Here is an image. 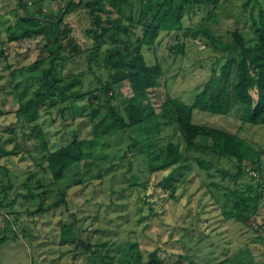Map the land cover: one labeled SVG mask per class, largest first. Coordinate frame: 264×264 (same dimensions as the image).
<instances>
[{"label":"rangeland","instance_id":"374dc122","mask_svg":"<svg viewBox=\"0 0 264 264\" xmlns=\"http://www.w3.org/2000/svg\"><path fill=\"white\" fill-rule=\"evenodd\" d=\"M19 1L23 0H0V142L3 141L8 150L14 143L21 149L18 154L0 160V169L9 167L8 173L14 183L6 198H0V238H3L0 264H138L154 249L170 264H261L264 261V127L235 117L194 111V123L224 129L256 148L261 155V172L254 176L248 173L234 183L221 179L218 174L208 179L194 166L185 189H178L177 199L169 200L157 185L161 175L149 173L146 157L142 154L149 138L156 141V151L163 142L158 136L150 137L152 134L146 138L143 127L89 139L92 123L85 116L88 113V97L85 96L76 100L73 118L65 111V117H61L55 106L38 116L37 123L45 132L50 149L62 144L65 138H71L73 129L79 138L85 139L86 159L66 170L62 179L51 178L45 163L38 158L40 154L33 152L38 142L33 137L32 124L19 121L14 112L18 102L13 100L12 92L21 89L26 79L21 67L39 59L42 46L39 38L18 40L23 29L36 24L22 21L24 10ZM26 1L31 18L36 19L39 10L55 13L68 0ZM136 1L130 0L132 6ZM255 2L264 11V0H220L215 11L217 21H212L208 27L220 39L229 41L230 32L238 23L236 28L243 34L246 44L251 45L254 35L249 13L257 15ZM237 14L243 16L237 19ZM111 15L117 16V13ZM72 23L76 26V34L90 46L83 34V28L89 26L87 16L76 13L72 15ZM178 41L183 43L181 53L173 49ZM207 43L203 37L196 41L183 37L180 31H162L154 46L145 48L147 64L154 62L152 53L161 62L163 89L170 97L189 101L201 88L217 91L221 87L222 81L212 70L219 53L205 46ZM100 50L108 54L115 48L105 44ZM89 59L84 53L67 61L60 71L64 82H71V89L91 93L93 106L104 112L106 96L101 92L100 83L105 74ZM29 83L31 94L36 83ZM118 88L122 98L129 95L126 82H121ZM173 133V141L180 142L177 132ZM130 138L137 141L138 147L133 148ZM140 143L144 144L143 149ZM28 149H31L30 155L26 154ZM29 174L32 178L27 189L25 177ZM210 181L260 195L253 228L224 217L220 195L226 188L211 191L207 186ZM29 192L30 198L19 199L16 194ZM61 196L65 203L60 202L44 213L35 212ZM12 197L18 200L11 207H3ZM149 203H153L152 212ZM196 211H200L199 219L194 218ZM4 217L7 225L1 223ZM193 218L195 220H191ZM69 223L75 224V242L62 245L60 226ZM81 241L89 244L94 254L83 253ZM102 243L105 244L98 246Z\"/></svg>","mask_w":264,"mask_h":264},{"label":"trees","instance_id":"16d2710c","mask_svg":"<svg viewBox=\"0 0 264 264\" xmlns=\"http://www.w3.org/2000/svg\"><path fill=\"white\" fill-rule=\"evenodd\" d=\"M68 1V5L55 13H42L39 10L36 19L31 18L33 16L26 8L27 1H19V6L24 10L22 21L36 24L23 29L18 40L39 38L42 46L39 48V59L21 67L26 79L21 89L12 92L13 100L18 102L14 112L19 121L32 124L33 137L38 142L33 152L40 154L38 158L45 163L53 180L62 179L66 170L86 159L85 139L79 138L73 129L71 138H65L62 144L50 149L45 132L37 123L38 116L55 106L61 117H65L66 112L73 118L76 100L85 96L88 97V113L85 116L92 123L89 139L96 140L143 127L146 138L152 134L150 137L158 136L163 142L156 151V141L149 138L146 151L142 154L146 157L149 173L161 175L157 185L169 200L177 199L178 189H185L194 166L208 179L218 174L221 179H229L234 183L248 173L254 176L261 172V155L248 141L224 129L193 122V113L197 110L217 116L235 117L264 127V11L260 5L256 2L254 4L258 5L256 16L249 13L254 35V42L250 45L246 44L243 34L236 28L238 23L230 32L229 41L220 39L210 30L208 24L217 21L215 11L220 0H137L134 6L130 0ZM114 12L117 16L111 15ZM76 13L85 14L88 18L89 26L83 28V34L90 41V46H86L85 41L76 34V26L72 23V15ZM242 16L237 14L236 18ZM187 20L188 24L185 23ZM162 31H180L183 37L196 41L203 37L208 42L205 46L219 53L212 64L213 73L222 81L217 91L201 88L189 101L175 99L164 91L161 62L154 53V62L151 64H147L144 57L145 48L153 47ZM105 44L114 46V52L102 54L100 49ZM173 49L181 53L183 43L178 41ZM84 53L105 74L104 81L100 83L101 92L106 96L107 108L104 112L93 106L91 93L71 89V82H64L60 71L67 61ZM32 81L36 84L29 94V82ZM121 82L129 86V95L123 98L118 88ZM173 131L177 132L181 144L173 141ZM201 140H205V143L200 144ZM130 144L134 145L133 148L138 147L135 140ZM139 146L140 149L144 148V144L140 143ZM5 147L1 141L0 160L21 151L17 143L9 150ZM30 150H26L27 155H30ZM3 167V170L0 169L2 199L14 187L8 173L9 167ZM25 178V186L29 189L32 174ZM207 186L211 191L226 188L220 195L223 197L221 212L226 219L253 228L260 201L257 192L244 193L213 181ZM16 194L19 199L30 198L31 195L30 192L29 195ZM17 200L12 197L10 203L3 207H11ZM60 202L65 203L63 196L46 208L40 206L35 212L50 211ZM152 206L153 203H149L151 212ZM194 216L199 219L200 211H196ZM3 221L7 225L6 217ZM75 229L74 223L61 225L60 244L74 243ZM2 241L3 238H0V245ZM80 244L83 253L94 254L89 244L83 241ZM138 264L170 263L163 261L154 249Z\"/></svg>","mask_w":264,"mask_h":264},{"label":"water","instance_id":"95a60500","mask_svg":"<svg viewBox=\"0 0 264 264\" xmlns=\"http://www.w3.org/2000/svg\"><path fill=\"white\" fill-rule=\"evenodd\" d=\"M69 2H70V1H67L66 5H68V4H69Z\"/></svg>","mask_w":264,"mask_h":264},{"label":"crops","instance_id":"0c3cea01","mask_svg":"<svg viewBox=\"0 0 264 264\" xmlns=\"http://www.w3.org/2000/svg\"><path fill=\"white\" fill-rule=\"evenodd\" d=\"M1 223H3V224H4V221H2Z\"/></svg>","mask_w":264,"mask_h":264}]
</instances>
